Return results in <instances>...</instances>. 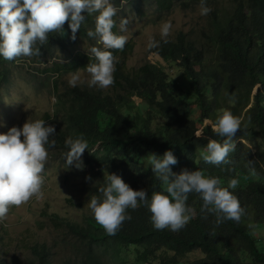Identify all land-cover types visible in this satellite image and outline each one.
I'll return each mask as SVG.
<instances>
[{
	"label": "trees",
	"instance_id": "trees-1",
	"mask_svg": "<svg viewBox=\"0 0 264 264\" xmlns=\"http://www.w3.org/2000/svg\"><path fill=\"white\" fill-rule=\"evenodd\" d=\"M232 1L230 14L222 16L218 10L212 11L203 39L196 40L183 31L175 38L168 37V43L159 38L160 46L151 51L159 54L166 65L147 61L128 67L133 41L127 42L122 51L112 50L118 63L115 82L107 91L59 84L64 75L85 70L91 62L87 50L75 45L82 39L89 48L99 46L86 34L94 30L98 13H84L75 40L66 22L63 34L50 33L47 44L37 45L41 55L32 58L51 62L38 70L55 76V107L53 113L47 112L41 118L55 127V135L50 137L55 146L49 148L54 154H63L69 150L64 143L68 137L83 136L87 140L88 148L81 159L85 166L98 168L99 174L93 195L102 198L99 188L106 186L109 174L104 172L109 168L134 190H145L150 199L153 190H162L150 165L151 155L162 157L171 150L178 161L170 165L175 174L202 170L207 176L221 178L222 187L237 178V188L229 191L245 209L239 222L216 225L215 215L201 212L200 196L190 193L186 204L193 211L188 224L179 231L156 230L151 213L138 202L135 210H127L131 219L125 220L115 235H108L94 216L83 224L57 218L74 237L71 250L57 264H109L110 255L119 259V264H264V249L253 235L256 225L264 227V181L251 175L264 178V0ZM111 2L118 9L113 31L121 34L122 13L143 16L148 9L171 10L176 3L188 9L200 0ZM58 52L65 54L64 60L57 58ZM18 58L8 61L0 57V89L10 81L8 63ZM193 107L197 118L189 116ZM225 109L241 120L242 129L234 138L235 150L226 164L205 163L200 153L208 139L222 142L212 132L211 124ZM206 120L211 123L203 124ZM197 133L202 136L197 137ZM56 255L47 242H38L31 245L28 258L13 254L9 263L53 264ZM5 262L0 254V264Z\"/></svg>",
	"mask_w": 264,
	"mask_h": 264
},
{
	"label": "clouds",
	"instance_id": "clouds-1",
	"mask_svg": "<svg viewBox=\"0 0 264 264\" xmlns=\"http://www.w3.org/2000/svg\"><path fill=\"white\" fill-rule=\"evenodd\" d=\"M211 11L206 0H200V15L206 16ZM85 12L88 15L98 13L94 30L89 29L86 34L99 45L87 50L91 62L84 67L89 76L86 83L100 89L112 86L118 63L112 50L122 51L128 38L113 31L118 9L111 0H0V57L11 61L18 57L40 56L37 45L47 44L50 33L63 34L66 22L71 29V38L75 40L85 20ZM128 23L126 18L121 19V32L127 31ZM171 29L170 22L161 24L159 34L164 43L169 42ZM159 46L160 41L148 37V49ZM84 82L79 71L71 73L68 79L71 87ZM241 129V120L231 111L222 110L211 124L212 132L222 138V142L209 138L200 153L201 159L214 165L228 163L229 154L235 150L234 138ZM54 135L55 127L47 125L43 119L27 120L22 127L12 126L7 132H0V221L6 218L10 207H20L32 197L42 195V173L48 160V148L55 146V140L50 141ZM64 143L69 149L65 154L68 167L75 165L82 169L81 157L88 148L87 140L83 136L68 137ZM177 162L171 150L165 151L162 157L151 155L150 165L162 190H153L150 199L145 190H134L119 175L109 174L106 186L99 188L102 198L94 195L88 202L96 222L108 235H115L123 222L131 219L127 210H135L143 203L151 213L150 219L156 230L179 231L192 219L193 210L186 204L190 193L200 196L203 201L201 212L215 215L216 225L241 220L245 209L229 191L237 188V178L230 179L228 186L222 187L221 178L207 176L202 170L173 173L170 165ZM252 163L249 161L250 165ZM251 171L254 172V168Z\"/></svg>",
	"mask_w": 264,
	"mask_h": 264
},
{
	"label": "rangeland",
	"instance_id": "rangeland-1",
	"mask_svg": "<svg viewBox=\"0 0 264 264\" xmlns=\"http://www.w3.org/2000/svg\"><path fill=\"white\" fill-rule=\"evenodd\" d=\"M206 4L212 11L218 10L222 16L230 14L234 7L232 0H214ZM199 5L200 3L193 8L184 9L182 4L176 3L171 10L148 9L143 16L122 13L121 17L126 18L129 23L127 31L121 32V35L127 36V42L133 41L135 44L127 62L128 67H138L147 61L166 65L159 54L147 48L148 37L152 36L158 40L160 26L165 21L172 25L169 38H175L179 31H183L196 40L203 39V32L211 24L213 12L202 16ZM75 47L88 50L89 44L86 40L78 39ZM64 55L58 52L57 58L64 60ZM50 63L34 60L32 57H21L14 63H8L10 81L0 89V132H7L12 126L22 127L27 120L41 119L47 112L53 113L56 96L53 93L52 81L55 76L38 70ZM78 71L81 73V79L85 81L78 85L88 86V74L82 69ZM175 73L177 69H174ZM70 74L59 79L61 87L70 86ZM110 87L104 90L107 91ZM135 100L137 103L141 102L139 98ZM193 108L189 116L197 118L198 113L195 107ZM141 109H144V106H141ZM206 123L211 122L206 120L203 124ZM199 127L202 128V125L199 124ZM53 152L54 149L48 148V160L42 173V195L32 197L20 207H10L6 218L0 221V254L5 259V264H10L13 254H19L23 259L28 258L31 245L38 242H47L53 247L57 254L53 264L61 262L71 250L74 237L64 225L59 224L57 218L83 224L86 218L93 216L88 202L94 196L92 189L99 179L98 168L91 169L84 164L82 169H77L75 165L68 167L66 153ZM104 174L114 173L107 168ZM251 175L253 179L264 181V178L256 174ZM253 235L257 237L258 245L264 249V227L256 225ZM193 256L195 255L192 254L191 257ZM244 257L249 258L247 254ZM108 260L109 264L120 263V260L112 255L108 256Z\"/></svg>",
	"mask_w": 264,
	"mask_h": 264
}]
</instances>
